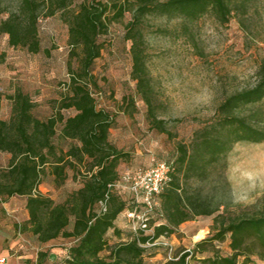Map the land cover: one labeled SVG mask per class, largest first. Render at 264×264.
<instances>
[{
    "label": "trees",
    "instance_id": "obj_1",
    "mask_svg": "<svg viewBox=\"0 0 264 264\" xmlns=\"http://www.w3.org/2000/svg\"><path fill=\"white\" fill-rule=\"evenodd\" d=\"M250 0H88L80 3L67 18L71 57H78V68L69 64V92L63 96L54 115L43 120L34 115L36 107L31 95L18 88L10 96L13 102L9 120L0 116V152L10 153L9 165L0 168V197H27L30 218L23 229L30 230L41 242L73 238L68 248L67 264H143L146 247L141 243L170 236L178 227L200 215H215L211 235L197 242L190 251L174 252L175 258L162 264H255L264 261V213L232 214L231 205L214 196H203L188 183L195 176L207 175L219 165L238 142H264V61L256 84L230 95L210 122L195 131L190 145L180 143L174 160L176 170L170 185L159 195L164 221L149 218L147 229L130 234L127 240L110 244L109 235L122 237L117 220L133 208L116 190L120 180L119 166L128 153L111 140L115 118L99 108L91 86L99 87L93 74L96 60L104 44L100 37L108 32L112 21L132 17L126 25L125 37L131 41L132 71L137 90L149 109L152 125L167 131L165 121L158 118L155 90L148 63V41L144 25L149 16L178 19L185 31L190 24L212 12L226 23L235 12L247 8ZM48 14L64 10L73 0H20L18 10L0 23V35L8 34L13 47H24L32 53L41 50L38 20L42 4ZM1 8L0 0V13ZM114 13L111 16V13ZM80 49V52H76ZM125 111L134 110V98L125 96ZM250 107L248 111L244 108ZM65 109L75 114L66 116ZM62 125L61 139L69 141L64 150L55 138ZM84 166L80 188L65 201L56 202L40 189L44 176L51 174L57 185L67 178V168ZM187 183V186L184 184ZM106 200V210L100 202ZM72 224V228L69 226ZM152 231L148 233V231ZM229 240L231 254H223L220 244ZM109 250L107 257L102 253ZM43 253L40 254L42 257Z\"/></svg>",
    "mask_w": 264,
    "mask_h": 264
},
{
    "label": "rangeland",
    "instance_id": "obj_2",
    "mask_svg": "<svg viewBox=\"0 0 264 264\" xmlns=\"http://www.w3.org/2000/svg\"><path fill=\"white\" fill-rule=\"evenodd\" d=\"M85 1L88 0H73L67 9L52 15L41 3L38 20L41 50L38 53L13 47L8 34L0 35V116L3 119L9 120L12 116L10 96L18 88L29 93L35 101V116L46 120L55 114L60 100L69 92V64L71 62L74 68L79 66L78 57H71L67 18ZM19 5L20 0H1L0 23L18 10ZM131 17L129 12L122 20L112 21L108 32L100 37L104 49L93 68L99 87L92 85L91 90L98 107L106 109L115 118L111 140L128 153L119 166L120 180L116 190L133 206L136 198L124 176L148 168L157 160H174L179 144L190 145L195 131L214 119L223 101L256 84L259 67L264 61V0H250L247 8L235 12L226 23L214 13H206L190 24L189 31H185L178 19L156 15L147 18L144 29L155 107L158 118L165 121L166 132L159 131L150 122L148 106L131 75V41L125 37ZM125 96L134 98L136 104L130 112L125 111ZM63 112L69 116L76 111L65 109ZM61 129L62 125H59L55 141L67 150L69 141L61 139ZM10 157V153L0 152V168L9 165ZM85 174L84 166L68 167L65 182L57 185L54 176L48 174L40 189L56 202H63L82 186ZM188 186L203 196L229 202L232 214L264 213V142L236 143L219 165L211 168L207 175L193 177ZM2 200L5 198L0 197ZM157 200L159 203L148 216L161 222L164 216L159 196ZM13 205L21 217L25 204L17 197ZM142 211H147L144 205ZM214 216L200 215L186 221L164 240L172 244L177 253L192 248L211 235ZM122 219L126 221L120 227L124 235L117 237L111 233V245L127 240L134 233L125 212ZM73 241V238H62L59 242L70 245ZM219 244L223 254L232 253L229 240ZM146 248L143 264H162L166 260V246L158 244ZM109 253L106 250L102 256L107 257ZM193 263L202 264L199 258L193 259ZM255 264H264V261L256 259Z\"/></svg>",
    "mask_w": 264,
    "mask_h": 264
},
{
    "label": "crops",
    "instance_id": "obj_3",
    "mask_svg": "<svg viewBox=\"0 0 264 264\" xmlns=\"http://www.w3.org/2000/svg\"><path fill=\"white\" fill-rule=\"evenodd\" d=\"M17 197L25 204L21 217L13 205ZM26 204L27 197L20 195L0 201V264H62L72 244L62 245L60 240L41 242L30 230L23 229L30 218ZM117 223L119 227L126 224L122 215Z\"/></svg>",
    "mask_w": 264,
    "mask_h": 264
},
{
    "label": "built area",
    "instance_id": "obj_4",
    "mask_svg": "<svg viewBox=\"0 0 264 264\" xmlns=\"http://www.w3.org/2000/svg\"><path fill=\"white\" fill-rule=\"evenodd\" d=\"M175 170L174 161L157 160L148 168L138 169L124 176L125 182L130 184V188L136 198L135 206L125 211V216L131 223L134 232L137 233L141 229H147L148 212L153 209L155 204L159 203L157 200L158 196L170 185ZM118 185L119 182L116 184V187ZM142 205L146 207L147 211H142ZM100 208L106 210V200L100 202ZM164 238L165 236L154 240L150 239L146 243H141V245L148 247L162 244L169 250L167 259H177L173 253L174 248L172 244L164 240ZM190 250L191 248L186 249V251Z\"/></svg>",
    "mask_w": 264,
    "mask_h": 264
}]
</instances>
